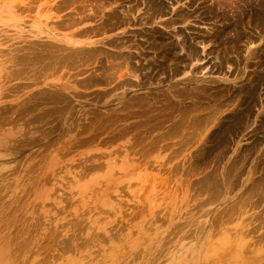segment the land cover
I'll use <instances>...</instances> for the list:
<instances>
[{"label":"rangeland","instance_id":"obj_1","mask_svg":"<svg viewBox=\"0 0 264 264\" xmlns=\"http://www.w3.org/2000/svg\"><path fill=\"white\" fill-rule=\"evenodd\" d=\"M75 1L13 0L12 10L0 9V52L3 54L0 58L9 55V61L5 58L1 60L5 63L0 64L4 79V82L0 80L2 261L6 264H230V261L231 264H264V248L260 250L264 246V235L260 236L264 234L260 231L264 230V0H234L237 3L225 0V4L224 0H221L223 3L220 0H102V5L101 0L100 5L98 0H83L95 7L91 18H81L90 14L88 4ZM6 2L8 0H0V6ZM58 3L60 6L56 7ZM98 5L103 8L100 12ZM126 8L130 13L133 11L132 15ZM49 12L56 16L52 21L45 20ZM76 13L81 19L77 24L73 22V26L66 24L67 19L65 23L57 20ZM42 20L54 24L56 27L51 25L52 30L58 35L71 32L73 38L83 39L87 35L81 36L80 30L98 28L94 30L97 35L88 37L99 39L109 34L110 37L105 41L103 38L96 46L83 45L87 52L76 50V55L75 50L71 51L69 46H65V50L63 42L53 41L46 34L38 38L32 36L31 31H36L32 26L38 22L42 27ZM17 31L21 32L20 37ZM196 41L198 43H194ZM10 49H15L16 53L12 50L10 54ZM123 56L127 58L119 61ZM60 57H64L63 60ZM104 59L108 60L107 66ZM112 59L119 62L114 65ZM20 60L28 66L24 67ZM109 62L118 69L114 70ZM14 63L19 64V68ZM78 63L81 64L78 66ZM30 65L36 68L33 70ZM39 66L41 69L36 70ZM103 68L121 70L119 73L111 71L112 74L107 71L108 74ZM22 69L26 70L25 74ZM49 69L51 76H48ZM16 73L22 75L21 79ZM134 74L137 80L131 78ZM194 121L195 127L191 126ZM191 130L195 135L189 132ZM206 183L209 184L206 186ZM243 202L245 206L241 205ZM228 210L234 214V219H229ZM242 217L249 221L241 220ZM258 222L259 229L255 228ZM243 223H248L243 230L253 228L255 231L251 229L253 233L244 236L243 247L248 245L251 250L244 247L245 254L242 251L239 255L233 236ZM229 243L234 248H228ZM252 244H259V248ZM245 250L251 251V258L248 256V259ZM218 251L220 255L223 253L225 261Z\"/></svg>","mask_w":264,"mask_h":264},{"label":"bare ground","instance_id":"obj_2","mask_svg":"<svg viewBox=\"0 0 264 264\" xmlns=\"http://www.w3.org/2000/svg\"><path fill=\"white\" fill-rule=\"evenodd\" d=\"M12 1H13V0H8V2L3 3V4L0 6V7H1L0 9L2 10L3 8H5V9H4L5 12H7V11H9V10H12V7H13V5H12V4H13ZM21 1H22V0H21ZM62 1H63V0H62ZM68 1H70V0H68ZM76 1H77V0H76ZM76 1H75V3H76ZM80 1H81V0H80ZM112 1H113V0H112ZM117 1H118V0H117ZM117 1H115V2H117ZM144 1H145V0H144ZM217 1H219V0H217ZM220 1H221V0H220ZM220 1H219V2H220ZM58 2H59V1H58ZM72 2H73V0H72ZM77 2H78V1H77ZM82 2H86V1H83V0H82ZM82 2H80V3H82ZM87 2H88V1H87ZM87 2H86V3H87ZM91 2H92V1H91ZM91 2H90V3H91ZM93 2H94V1H93ZM96 2H97V1H96ZM96 2H95V3H96ZM101 2H102V0L100 1V3H101ZM105 2H106V1H105ZM133 2H134V1H133ZM141 2H142V1H141ZM221 2H222V1H221ZM233 2L235 3L236 1L233 0ZM25 3H26V2H25ZM73 3H74V2H73ZM80 3H79V4H80ZM95 3H94L93 5H95ZM98 3H99V0H98ZM100 3H99V5H100ZM109 3H111V2L109 1ZM148 3H149V2H148ZM222 3H223V2H222ZM236 3H237V2H236ZM59 4H60V3H58V4L56 5V7H59V6H60ZM61 4H62V3H61ZM63 4H64V3H63ZM66 4H67V3H66ZM82 4H83V3H82ZM82 4H80V5H82ZM87 4H88V5H86V6H87V7L89 6V7L87 8V9L89 10L88 12H90V14H88L87 16L83 15L82 17H81V16L76 17V16H77V13H76L75 15H73V17L75 16L76 18H73L72 16H70V17L67 16V18H66V17L64 18L65 20H62V18L59 16L60 18L57 19V20H59L60 22L65 23V22H66V19H67L68 22H67L66 24H70L71 26H73V24H72L73 22L77 24V21H78L79 19L83 18V17L91 18V17H92V14H91V13H92L93 10H94V9H93L94 6H92V4H89V3H87ZM103 4H104V3H103ZM107 4H108V2H107ZM107 4H106V5H107ZM204 4H207V3H204ZM224 4H225V0H224ZM240 4H241V3H240ZM254 4H255V3H254ZM14 5H15V4H14ZM17 5H18V4H17ZM17 5H16V6H17ZM74 5H75V4H74ZM74 5H73V6H74ZM99 5H98V6H99ZM101 5H102V3H101ZM115 5H117V3H116ZM19 6H20V5H19ZM64 6H65V5H64ZM86 6H84V7H86ZM98 6H96V7L98 8ZM128 6H129V5H128ZM149 6H150V4H149ZM203 6H204V5H203ZM231 6H232V5H231ZM253 6H254V5H253ZM74 7H75V6H74ZM77 7H78V6H77ZM81 7H82V6H81ZM99 7H100V6H99ZM233 7H234V6H233ZM256 7L258 8L259 6H256ZM24 8H25V6H24ZM34 8H35V7H34ZM67 8H68V7H67ZM69 8H70V6H69ZM71 8H72V6H71ZM82 8H83V7H82ZM82 8H81V9H82ZM94 8H95V7H94ZM97 8H96V10H97ZM110 8H111V7H110ZM116 8H117V7H116ZM128 8H129V7H128ZM135 8H136V7H135ZM135 8H134V9H135ZM204 8H205V7H204ZM204 8H203V9H204ZM250 8H251V7H250ZM17 9H18V8H17ZM50 9H51V8H50ZM75 9H76V8H75ZM75 9H74V10H75ZM98 9H99V12H100V9L103 10L102 6H101L100 8H98ZM122 9H123V8H121V11H124V10H122ZM164 9H165V7H164ZM243 9H244V8H243ZM248 9H249V8H248ZM96 10H95V11H96ZM106 10H107V9H106ZM106 10H105V11H106ZM118 10H119V9H118ZM127 10H128V9L126 8V11H127ZM222 10H223V8H222ZM75 11H77V10H75ZM85 11H86V10H85ZM85 11H84V12H85ZM128 11H129V10H128ZM128 11H127V12H128ZM145 11H146V10H145ZM158 11H159V10H158ZM230 11H231V9H230ZM230 11H229V13L232 12V11H231V12H230ZM233 11H235V10H233ZM236 11H237V13L240 12V11H238L237 9H236ZM99 12H98V13H99ZM103 12H104V11H103ZM103 12H102V13H103ZM118 12H119V11H118ZM127 12H125V13H127ZM132 12H133V11H132ZM132 12H131V13L128 12V13H129L130 15H132ZM159 12H160V11H159ZM221 12H222V11H221ZM221 12H220V13H221ZM227 12H228V10H227ZM227 12H226V13H227ZM104 13H105V12H104ZM106 13H108V12H106ZM122 13H123V12H122ZM149 13H150V12H149ZM153 13H154V12H153ZM202 13H203V12H202ZM224 13H225V12H224ZM234 13H235V12H234ZM249 13H250V12H249ZM263 13H264V12H263ZM50 14H51V13L49 12V14H47V15L45 16V20H47L48 18H50L51 21H52L51 18L55 19L56 16H55L54 14H52V15H50ZM79 14H80V13H79ZM79 14H78V15H79ZM85 14H86V13H85ZM114 14H115V13H114ZM123 14H124V13H123ZM147 14H148V13H147ZM150 14H151V13H150ZM207 14H208V13H207ZM221 14H222V13H221ZM235 14H236V13H235ZM66 15H67V14H66ZM68 15H69V14H68ZM93 15H94V14H93ZM125 15L128 16L127 14H125ZM182 15H183V14H182ZM208 15L210 16L211 14H208ZM224 15H225V14H224ZM226 15H227V14H226ZM230 15H231V14H230ZM232 15H233V14H232ZM0 16H1V15H0ZM2 16H3V15H2ZM123 16H124V15H123ZM149 16H151V15H149ZM153 16H154V15H153ZM156 16H158V15H156ZM176 16H177V15H176ZM263 16H264V15H263ZM5 17H6V15H5ZM80 17H81V18H80ZM99 17H100V15H99ZM124 17H125V16H124ZM177 17H178V16H177ZM183 17H184V16H183ZM189 17H190V16H189ZM6 18H7V17H6ZM77 18H78V19H77ZM104 18H105V16H104ZM145 18H147V17H145ZM152 18H153V17H152ZM178 18H180V17H178ZM206 18H207V17H206ZM216 18H217V17H216ZM226 18H227V16H226ZM237 18H238V17H237ZM249 18H251V17H249ZM43 19H44V18H43ZM150 19H151V18H150ZM182 19H183V18H182ZM101 20H103V19H101ZM105 20H106V19H105ZM107 20H108V18H107ZM110 20H112V19H110ZM124 20H125V19H124ZM126 20H127V19H126ZM128 20H129V19H128ZM128 20H127V21H128ZM170 20H171V19H170ZM180 20H181V19H180ZM205 20H206V19H205ZM209 20H210V19H209ZM240 20H241V19H240ZM255 20H256V19H255ZM42 21H43V26H42V27H44V28H42V27L39 26L40 23H38V22L35 23L32 27L36 28V31H31V32H34V33L32 34V36H35V37L38 38L40 34H46V35H47L49 38H51L53 41L55 40V41H57V42H63L65 45L62 46V47L69 46V49H71V51H72V50H75V51H76V50H77V51H78V50H81V51L83 50V51H85V50H84L85 48L83 49V47H82L83 45H86V46H88V45H89V46H96V45H98L100 42H102V39L104 38V37H103V38H99V39H92V36L88 37L89 34H91V35L94 34V30H95L96 28H94L93 30H92V29H90V30H88V29H84L85 31H81V30H80L79 32H80V35H81V36H83V35H87L86 38H83V39H82V38H78V39H77V38H73V35L71 34V32H69V34H71V35H69V34H67V33H66V34H63V35H58L59 33L56 32V33H57V34H56L55 32H53V30H52V29H53V26H51V25H54V24H52L51 21H49V22L51 23V25H50L49 23H47V21H45V22H44V20H42ZM85 21H86V20H85ZM93 21H94V20H93ZM112 21H113V20H112ZM142 21H143V20H142ZM182 21H183V20H182ZM214 21H215V20H214ZM218 21H219V20H218ZM222 21H224V20H222ZM222 21H220V22H222ZM226 21H227V20H226ZM232 21H234V19H232ZM242 21H243V20H242ZM242 21H241V22H242ZM256 21H257V20H256ZM53 22H54V23H57V22H55L54 20H53ZM114 22H115V20H114ZM168 22H169V20H168ZM228 22H229V21H228ZM244 22H245V21H244ZM99 23H100V22H99ZM99 23H98V24H99ZM101 23H102V22H101ZM116 23H117V22H115L114 24H116ZM129 23H130V22H129ZM143 23H144V21H143ZM147 23H148V22H147ZM226 23H227V22H226ZM233 23H234V22H233ZM242 23H243V22H242ZM253 23H254V22H253ZM256 23H259V22H255L254 24L256 25ZM48 24H49L50 26H48ZM60 24H61V23H60ZM66 24H62V25L65 26ZM110 24H111V23H110ZM171 24H172V23H171ZM229 24H230V23H229ZM234 24H235V23H234ZM56 25H59V24L57 23ZM74 25H75V24H74ZM116 25H118V24H116ZM121 25H122V24H121ZM231 25H233V24H231ZM240 25H241V24H240ZM263 25H264V24H263ZM16 26H17V25H16ZM60 26H61V25H60ZM68 26H69V25H68ZM71 26H70V27H71ZM100 26H102V24H101ZM109 26H110V25H109ZM30 27H31V26H30ZM54 27H56V26L54 25ZM66 27H67V25H66ZM97 27H98V26H97ZM102 27H103V26H102ZM112 27H113V26H112ZM168 27H169V25H168ZM234 27H235V26H234ZM257 27H258V26H257ZM63 28H64V27H63ZM63 28H62V29H63ZM108 28H110V27H108ZM117 28H118V27H117ZM117 28H116V29H117ZM232 28H233V27H232ZM241 28H242V27H241ZM30 29H31V28H30ZM97 29H98V28H97ZM97 29H96V30H97ZM230 29H231V28H230ZM2 30H3V29H2ZM33 30H35V29H33ZM103 30H104V29H103ZM103 30H102V31H103ZM112 30H113V29H112ZM105 31H106V30H105ZM228 31H229V30H228ZM236 31H237V30H236ZM238 31H239V30H238ZM96 32H97V31H96ZM173 32H176V30L173 31ZM226 32H227V31H226ZM233 32H235V31H233ZM239 32H240V31H239ZM16 33H17V36H18V37L21 36V32L19 33V32L17 31ZM103 33H104V31H103ZM209 33H210V32H209ZM243 33H244V32H243ZM99 34H101V33H99ZM175 34H176V33H175ZM178 34H179V33H178ZM181 34H182V33H181ZM227 34H228V33H227ZM230 34H231V33H230ZM232 34H235V33H232ZM246 34H247V33H246ZM78 35H79V34H78ZM80 35H79V36H80ZM94 35H97V34L95 33ZM104 35H105V34H104ZM238 35H239V34H238ZM29 36H30V35H29ZM43 36H45V35H41L40 37H43ZM47 36H46V37H47ZM235 36H236V34H235ZM106 37L109 38V37H110V34H109V36H106ZM106 37H105V38H106ZM173 37H174V36H173ZM188 37H189V36H188ZM192 37H193V36H192ZM192 37H191V38H192ZM105 38L103 39L104 41H105ZM153 38H154V37H153ZM160 38H161V37H160ZM169 38H170V37H169ZM177 38H178V36H177ZM194 38H195V37H194ZM220 38H222V37H220ZM233 38H234V37H233ZM260 38H261V37H260ZM170 39H171V38H170ZM197 39H198V38H197ZM213 39H215V38L213 37ZM213 39H212V40H213ZM246 39H247V38H246ZM9 40H10V39H9ZM17 40H19V38L16 39V41H17ZM32 40H33V39H32ZM42 40H43V39H42ZM106 40H107V39H106ZM111 40H112V38H111ZM164 40H165V39H164ZM199 40H202V39L200 38ZM208 40H209V39H208ZM261 40H262V39H261ZM24 41H25V40H24ZM24 41H22V43H23ZM27 41H28V40H27ZM27 41H26V42H27ZM34 41H36V39H34ZM34 41H33V42H34ZM45 41H46V40H45ZM48 41H50V40L48 39ZM48 41H47V42H48ZM121 41H122V40H121ZM129 41H130V40H129ZM129 41H128V42H129ZM155 41H156V40H155ZM178 41H179V40H178ZM221 41H222V40H221ZM224 41H225V40H224ZM229 41H230V40H229ZM235 41H236V40H234V42H235ZM243 41H244V40H243ZM246 41H247V40H246ZM249 41H250V39H249ZM251 41H252V40H251ZM251 41H250V43H251ZM1 42H2V41H1ZM28 42H29V41H28ZM36 42H37V41H36ZM38 42H40V41H38ZM41 42H42V41H41ZM47 42H45V43H47ZM51 42H52V41H51ZM117 42H118V41H117ZM128 42H127V43H128ZM130 42H133V41H130ZM151 42H152V41H151ZM157 42H158V41H157ZM203 42H204V41H203ZM205 42H206V40H205ZM213 42H214V41H213ZM42 43H44V41H43ZM53 43H55V42H53ZM53 43H52V44H53ZM63 43H62V45H63ZM103 43H104V42H103ZM109 43H110V41H109ZM191 43H192V42H191ZM194 43H198V42L196 41V42H194ZM235 43L237 44V42H235ZM245 43H246V42H245ZM36 44H37V43H36ZM40 44H41V43H40ZM55 44H56V43H55ZM59 44H60V43H59ZM100 44H101V43H100ZM128 44H129V43H128ZM132 44H133V43H132ZM136 44H137V43H136ZM136 44H133V45H136ZM50 45H51V44H50ZM50 45H49V46H50ZM53 45H54V44H53ZM104 45H106V44L104 43ZM114 45H115V44H114ZM125 45H127V44H125ZM125 45H124V46H125ZM137 45H139V44H137ZM137 45H136V46H137ZM222 45H224V44H222ZM225 45H226V44H225ZM231 45H232V44H231ZM249 45H250V44H249ZM18 46H20V45H18ZM18 46H16V48H17ZM38 46H39V45H38ZM44 46H45V44H44ZM89 46H88V47H89ZM106 46H107V45H106ZM120 46H121V43H120ZM129 46H130V45H128V47H129ZM159 46H160V45H159ZM233 46H234V45H233ZM20 47H21V46H20ZM20 47H19V49H18V48H17V49L20 50V49H21ZM40 47H41V46H40ZM46 47H47V45H46ZM103 47H104V46H103ZM117 47H118V46H117ZM117 47H116V48H117ZM125 47H126V46H125ZM130 47H131V46H130ZM218 47H219V46H218ZM228 47L230 48V46H228ZM43 48H44V47H43ZM59 48H61V47H59ZM139 48H140V47H139ZM151 48H152V47H151ZM151 48H150V49H151ZM160 48H161V46H160ZM188 48H189V46H188ZM231 48H232V46H231ZM55 49H56V48H55ZM62 49H63V48H62ZM64 49L66 50V47H65ZM120 49L122 50L123 48H120ZM124 49H125V48H124ZM124 49H123V50H124ZM127 49H128V48H127ZM140 49H141V48H140ZM140 49H139V50H140ZM181 49H182V48H181ZM190 49H191V48H190ZM192 49H193V48H192ZM234 49H235V47H234ZM262 49H263V48H262ZM10 50H11V49H10ZM12 50H13V49H12ZM12 50H11L10 54L12 53ZM14 50H15V49H14ZM14 50H13V51H14ZM18 50H16V51H17V53L20 54V52H18ZM60 50H61V49H59V51H60ZM65 50H64V51H65ZM102 50H103V49H102ZM117 50H118V49H117ZM117 50H116V51H117ZM125 50H126V49H125ZM129 50H130V49H128V51H129ZM187 50H188V49H187ZM21 51H22V50H21ZM57 51H58V50H57ZM57 51H56V52H57ZM59 51H58L57 53H59ZM62 51H63V50H62ZM62 51H61V52H62ZM64 51L62 52L63 54H64ZM67 51H69V50H67ZM67 51H66V52H67ZM77 51L75 52V54L78 53ZM157 51H158V50H157ZM167 51H168V50H167ZM184 51H185V50H184ZM194 51H195V50H194ZM194 51H193V53H194ZM218 51H219V50H218ZM14 52H15V51H14ZM23 52H24V50L22 51V53H23ZM56 52H55V53H56ZM79 52H80V51H79ZM85 52H87V51H85ZM111 52H112V51H111ZM118 52H119V51H118ZM130 52H131V51H130ZM164 52H165V51H164ZM186 52H187V51H186ZM253 52H254V51H253ZM253 52H251V54H252ZM259 52H260V51H259ZM15 53H16V52H15ZM45 53H46V52H45ZM53 53H54V52H53ZM73 53H74V52H73ZM116 53H117V52H116ZM155 53H156V52H155ZM158 53H159V52H158ZM162 53H163V52H162ZM173 53H174V52H173ZM12 54H13V53H12ZM24 54H25V53H24ZM105 54L108 55V53H105ZM112 54H114V52H113ZM130 54H131V53H130ZM194 54H195V53H194ZM224 54H225V53H224ZM0 55H1V52H0ZM14 55H15V54H14ZM14 55H13V56H14ZM20 55H21V54H20ZM20 55H19V56H20ZM22 55H23V54H22ZM54 55H55V54H54ZM61 55H62V54H61ZM76 55H77V54H76ZM99 55H100V54H99ZM115 55H116V54H115ZM115 55H114V56H115ZM119 55H120V54H119ZM119 55H118V56H119ZM190 55H191V54H190ZM197 55H198V54H197ZM2 56H3V54L1 55V57H2ZM7 56H9V55H7ZM7 56H6V57H3V59L6 58L5 61L7 60V58H8L7 61H9V57H7ZM15 56H16V55H15ZM26 56H27V55H26ZM57 56L59 57V55H57ZM63 56H64V55H63ZM80 56H81V55H80ZM105 56H106V55H105ZM118 56H117V57H118ZM129 56H130V55H129ZM142 56H143V55H142ZM170 56H171V55H170ZM183 56H184V55H183ZM183 56H182V57H183ZM198 56H199V55H198ZM252 56H253V55H252ZM11 57H12V56H11ZM11 57H10V60H12ZM68 57H69V54H68ZM68 57H67L66 59H68ZM70 57H71V56H70ZM75 57H76V56H75ZM78 57H79V56H78ZM83 57H84V56H83ZM108 57H109V56H108ZM192 57H194V56H192ZM192 57H191L190 59H192ZM250 57H251V56H250ZM15 58H16V57H13V60H15ZM19 58H20V57H19ZM62 58H64V57H60V59H62ZM73 58H74V57H73ZM84 58H85V57H84ZM84 58H83V59H84ZM94 58H95V57H94ZM104 58L106 59V57H104ZM113 58H114V57H113ZM124 58H127V57L123 56V58H121L122 60H119V61L123 62ZM128 58H129V57H128ZM152 58H153V57H152ZM168 58H169V57H168ZM186 58H188V57H186ZM195 58H197V57H195ZM255 58H256V57H255ZM3 59L0 58V61L3 60ZM16 59H17V58H16ZM22 59H23V58H22ZM25 59H26V58H25ZM69 59H70V58H69ZM69 59H68V60H69ZM71 59H72V57H71ZM76 59H77V58H76ZM95 59H97V58H95ZM95 59H94V60H95ZM98 59H99V58H98ZM100 59H101V58H100ZM105 59H104V61H107V62H104V63H105V65L107 66L108 60H105ZM107 59H108V58H107ZM110 59H111V58H109V60H110ZM118 59H119V58H118ZM118 59H117V61H114L115 59H112L113 61H112V60H111V61L114 62L113 64L115 65V63L119 62ZM129 59H130V58H129ZM171 59H172V58H170V61H171ZM225 59H226V58H225ZM28 60H29V59H28ZM30 60H31V59H30ZM50 60H52V59H50ZM62 60H63V59H62ZM91 60H92V62L94 61L93 59H91ZM126 60H127V59H126ZM172 60H173V59H172ZM174 60H175V59H174ZM192 60H193V59H192ZM258 60H259V59H258ZM5 61H4V62L1 61L0 64L5 63ZM73 61H74V60H73ZM78 61H79V60H78ZM95 61H96V60H95ZM95 61H94V62H95ZM130 61H131V59H130ZM166 61H167V59H166ZM182 61H183V60H182ZM184 61H186V60H184ZM188 61H189V60H188ZM11 62L13 63V61H11ZM14 62H16V61H14ZM20 62H22V61L20 60ZM24 62H25V61H24ZM67 62H68V61H67ZM69 62H72V61H69ZM76 62H77V61H76ZM84 62H85V61H84ZM112 62H109L110 65H113V64H111ZM156 62H157V61H156ZM171 62H172V61H171ZM176 62H177V61H176ZM189 62H190V61H189ZM22 63H23V62H22ZM22 63H20V64H22ZM31 63H32V62H31ZM64 63H65V62H64ZM64 63H63V66H64ZM72 63H73V62H72ZM74 63H75V62H74ZM87 63H88V62H87ZM90 63H91V62H90ZM124 63H126V62L124 61ZM154 63H155V62H154ZM23 64H24V63H23ZM25 64L28 66L27 63H25ZM25 64H24V67H25ZM29 64H30V63H29ZM43 64H44V63H43ZM49 64H50V63H49ZM80 64H81V63H78V66H79ZM82 64H83V61H82ZM84 64L86 65V62H85ZM91 64H92L91 66H93V63H91ZM152 64H153V63H152ZM156 64H158V63H156ZM170 64H171V63H170ZM170 64H169V65H170ZM176 64H177V63H176ZM179 64H180V63H179ZM192 64H193V63H192ZM245 64H247V63H245ZM258 64H259V63H258ZM2 65H3V64H2ZM14 65H18V68H19V64H15V63H14ZM32 65H33V63H32ZM37 65H38V64H37ZM50 65H51V64H50ZM57 65H59V64H57ZM66 65H68V64H66ZM74 65H75V64H74ZM87 65H89V64H87ZM94 65H95V64H94ZM97 65H98V64H97ZM100 65H101V63H100ZM110 65H108V66L110 67ZM114 65H113L112 68H113L114 70H117L118 68H114V67H115ZM117 65H118V64H117ZM128 65H129V64H128ZM171 65H172V64H171ZM20 66H22V65H20ZM30 66H31V65H30ZM72 66H73V64H72ZM83 66H84V65H82V67H83ZM118 66H119V65H118ZM118 66H117V67H118ZM129 66H130V65H129ZM258 66H259V65H258ZM3 67H4V66H3ZM6 67H7V64H6ZM6 67H5V68H6ZM13 67H14V66H12V68H13ZM16 67H17V66H15V68H16ZM31 67H32V66H31ZM31 67H30V68H31ZM43 67H44V65H43ZM43 67H42V68H43ZM54 67H55V65H54ZM54 67H53V68H54ZM64 67H65V66H64ZM66 67H68V66H66ZM66 67H65V68H66ZM85 67H86V66H85ZM89 67H90V66H89ZM119 67H120V66H119ZM138 67H139V66H138ZM170 67H171V66H170ZM183 67H185V66H183ZM1 68H2V67H0V78H1V73H2V72H1ZM8 68H9L10 70L12 69L11 67H8ZM35 68H36V66L34 67V69H35ZM44 68H45V67H44ZM59 68H60V67H59ZM65 68H64V69H65ZM73 68H74V67H73ZM100 68H102V67H100ZM104 68H105V67H104ZM104 68H103V70H104ZM107 68H108V67H107ZM110 68H111V67H110ZM110 68H108V69H110ZM132 68H133V67H132ZM258 68H259V67H258ZM262 68H263V67H262ZM6 69H7V68H6ZM6 69H5V70H6ZM23 69H24V68H23ZM23 69H22V70H23ZM32 69H33V67H32ZM32 69H31V70H32ZM34 69H33V70H34ZM38 69H41L40 66H39V68L37 67L36 70H38ZM50 69H51V67H50ZM50 69H49L50 72H49V75H48V76H51L50 74H51V70H52V69H51V70H50ZM55 69H57V68L55 67ZM64 69H63V70H64ZM66 69H67V68H66ZM83 69H84V68H83ZM89 69H90V68H89ZM122 69H123V67H122ZM124 69H125V68H124ZM139 69H140V68H139ZM139 69H138V70H139ZM166 69H168V68L166 67ZM180 69H181V68H180ZM10 70H8V71H9V74H10ZM12 70H14V69H12ZM78 70H79V69H77V71H78ZM103 70H102V71H103ZM114 70H113V71H114ZM120 70H121V69L119 68V72H120ZM8 71H7V72H8ZM20 71H21V70H20ZM20 71H19V73H20ZM25 71H26V70H25ZM25 71L23 70L22 73H24ZM41 71H42L43 73H45V72H44V69L41 70ZM52 71H53V70H52ZM58 71H59V69H58ZM64 71H65V70H64ZM81 71H82V70H81ZM86 71H87V70H86ZM89 71H90V70H89ZM91 71H92V70H91ZM91 71H90V72H91ZM107 71H109L111 74H112V72H113L112 70H111L112 72H111L110 70H106V71L104 70V73L107 72ZM128 71H129V70H128ZM130 71H132V70H130ZM133 71H134V70H133ZM163 71H164V70H163ZM169 71H170V70H169ZM263 71H264V70H263ZM3 72H5V71H3ZM7 72H6V73H7ZM30 72H31V71H30ZM30 72H28V73L30 74ZM42 72H41V73H42ZM54 72H55V70H54ZM54 72H53V73H54ZM82 72H83V71H82ZM92 72H93V71H92ZM94 72H95V71H94ZM100 72H101V71H100ZM115 72L119 73L118 71H114V73H115ZM6 73H5V75H6ZM28 73H26V75H27ZM33 73H34V71H33ZM35 73H36V72H35ZM35 73H34V75L36 76ZM37 73H39V72H37ZM43 73H42V75H43ZM53 73H52V74H53ZM62 73H63V72H62ZM64 73H65V72H64ZM80 73H81V72H80ZM83 73H84V72H83ZM88 73H89V72H88ZM101 73H102V72H101ZM107 73H108V72H107ZM110 73H108V74H110ZM117 73H116L115 75H117ZM122 73H123V71H122ZM124 73L126 74V71H125ZM127 73H128V72H127ZM136 73H137V72H136ZM136 73H135V74H136ZM142 73H143V72H142ZM152 73H153V72H152ZM154 73H155V72H154ZM162 73H163V72H162ZM162 73H161V74H162ZM173 73H174V72H173ZM3 74H4V73H3ZM16 74H17V73H16ZM24 74H25V73H24ZM24 74H23V75H24ZM54 74H55V73H54ZM90 74H91V73H89V75H90ZM129 74H130V73H129ZM129 74H126V75L129 76ZM135 74H134V76L132 75L133 77H132L131 75H130V76H131V78H134V80H137V79H135ZM159 74H160V73H159ZM176 74H177V73H176ZM254 74H255V72H254ZM13 75H14V74H13ZM17 75H18V74H17ZM17 75H16V76H17ZM31 75H32V73H31ZM38 75H39V74H38ZM38 75H37V76H38ZM42 75H40V78L42 77ZM78 75H80V74H78ZM86 75H87V74H86ZM137 75H138V73H137ZM137 75H136V76H137ZM155 75H156V74H155ZM157 75H158V74H157ZM168 75H169V73H168ZM174 75H175V74H174ZM11 76H12V75H11ZM11 76H10V77H11ZM16 76L14 75V78H15ZM20 76H22V75H20ZM20 76L18 75V78H20ZM44 76H45V75H44ZM44 76H43V77H44ZM46 76H47V75H46ZM94 76H95V74H94ZM99 76H101V75H99ZM102 76H103V75H102ZM112 76H114V74H113ZM123 76H124V75H123ZM139 76H140V75H139ZM139 76H138V77H139ZM147 76H148V75H147ZM164 76H165V75H164ZM27 77H28V75H27ZM29 77H32V76H29ZM70 77H71V76H70ZM79 77H80V76H79ZM82 77H84V75L81 76V78H82ZM89 77H90V76H89ZM107 77H108V76H107ZM107 77H106V78H107ZM118 77H119V75H118ZM16 78H17V77H16ZM102 78H103V77H102ZM119 78H120V80H122L121 77H119ZM148 78H149V77H148ZM191 78H192V77H191ZM248 78H249V77H248ZM2 79H3V78H1L0 80H2ZM6 79H7V78H6ZM6 79H5V81H6ZM9 79H10V78H9ZM20 79H21V78H20ZM23 79H24V78H23ZM35 79H38V77L35 78ZM41 79H43V78H41ZM56 79H57V78H56ZM61 79H62V78H61ZM64 79H65V78H64ZM66 79H67V78H66ZM72 79H73V77H72ZM75 79H76V78H75ZM75 79H73V80H75ZM79 79H80V78H79ZM84 79H85V78H84ZM103 79H105V78H103ZM113 79H115V78H113ZM158 79H159V78H158ZM3 80H4V79H3ZM3 80H2V81H3ZM31 80H32V79H31ZM85 80H86V79H85ZM108 80H109V79H108ZM117 80H118V78H117ZM117 80H116V82H117ZM138 80H139V79H138ZM155 80L157 81V78H156ZM160 80H161V79H160ZM160 80H159V81H160ZM164 80H165V79H164ZM170 80H171V79H170ZM7 81H8V80H7ZM35 81H36V80H35ZM76 81H77V80H76ZM82 81H83V80H82ZM104 81H105V80H104ZM110 81H111V80H110ZM124 81H125V80H124ZM150 81L152 82V80H150ZM248 81H249V80H248ZM0 82H1V81H0ZM3 82H4V81H3ZM51 82H52V81H51ZM59 82H60V81H59ZM71 82H72V81H71ZM73 82H75V81H73ZM83 82H84V81H83ZM121 82H122V81H121ZM160 82H161V81H160ZM168 82H169V81H168ZM246 82H247V80H246ZM253 82H254V81H253ZM263 82H264V81H263ZM48 83H49V82H48ZM60 83H61V82H60ZM107 83H108V82H107ZM126 83H127V82H126ZM70 84H72V83H70ZM75 84H76V83H75ZM83 84H84V83H83ZM100 84H101V83H100ZM102 84H104V83H102ZM108 84H109V83H108ZM114 84H115V83H114ZM124 84H125V83H124ZM146 84H147V83H146ZM48 85H49V84H48ZM93 85H94V84H93ZM95 85H96V84H95ZM129 85H130V84H129ZM131 85H132V84H131ZM168 85H169V84H168ZM46 86H47V85H46ZM71 86H73V85H71ZM71 86H70V87H71ZM114 86H115V85H114ZM142 86H145V85H142ZM170 86H171V85H170ZM239 86H240V85H239ZM43 87H45V86H43ZM74 87H75V86H74ZM74 87H73V88H74ZM80 87H81V86H80ZM126 87H127V84H126ZM168 87H169V86H168ZM178 87H179V86H178ZM190 87H191V86H190ZM45 88H46V87H45ZM81 88H82V87H81ZM85 88H87V87H85ZM123 88H124V87H123ZM131 88H132V87H131ZM176 88H177V87H176ZM66 89H67V88H66ZM69 89H70V88H69ZM147 89H148V88H147ZM153 89H154V88H153ZM168 89H169V88H168ZM171 89H172V88L170 87L169 90H171ZM246 89H247V88H246ZM43 90H44V89H43ZM74 90H75V89H74ZM226 90H227V89H226ZM235 90H236V89H235ZM164 91H165V90H164ZM194 91H195V90H194ZM242 91H243V90H242ZM246 91H247V90H246ZM106 92H107V91H106ZM165 92H166V91H165ZM179 92H180V91H179ZM200 92H201V91H200ZM206 92H207V91H206ZM215 92H216V91H215ZM161 93H162V92H161ZM167 93H168V92H167ZM177 93H178V92H177ZM208 93H209V91H208ZM71 94H72V93H71ZM106 94H107V93H106ZM220 94H221V93H220ZM144 95H145V94H144ZM151 95H152V93H151ZM168 95H169V94H168ZM188 95H189V94H188ZM243 95H244V94H243ZM256 95H257V94H256ZM79 96H80V95H79ZM210 96H211V95H210ZM238 96H239V95H238ZM238 96H237V97H238ZM149 97H150V96H149ZM161 97H162V96H161ZM166 97H167V96H166ZM181 97H183V96H181ZM188 97H189V96H188ZM237 97H235V98H237ZM255 97H256V96H255ZM15 98H16V97H15ZM96 98H97V97H96ZM96 98H95V99H96ZM121 98H122V96H121ZM156 98H157V97H156ZM194 98H195V97H194ZM212 98H213V97H212ZM17 99H18V98H17ZM72 99H73V97H72ZM76 99H77V98H76ZM95 99H94V100H95ZM190 99H191V98H190ZM40 100H41V99H40ZM78 100H79V99H78ZM121 100H122V99H121ZM175 100H176V99H175ZM188 100H189V99H188ZM200 100H201V99H200ZM74 101H75V100H74ZM162 101H163V100H162ZM173 101H174V100H173ZM190 101H191V100H190ZM194 101H195V100H194ZM225 101H226V100H225ZM229 101H230V100H229ZM229 101H227L228 104H229ZM231 101H232V100H231ZM231 101H230V102H231ZM235 101H236V100H235ZM75 102H76V101H75ZM149 102H150V100H149ZM164 102H166V101H164ZM178 102H179V101H178ZM178 102H177V103H178ZM196 102H197V101H196ZM206 102H207V101H206ZM252 102H253V101H252ZM95 103H96V101H95ZM161 103H162V102H161ZM167 103H168V102H167ZM231 103H232V102H231ZM71 104H72V103H71ZM149 104H150V103H149ZM151 104H152V103H151ZM169 104H170V103H169ZM208 104H209V103H208ZM213 104H214V103H213ZM232 104H233V103H232ZM251 104H252V103H251ZM47 105H48V104H47ZM156 105H157V104H156ZM177 105H178V104H177ZM214 105H215V104H214ZM219 105H220V104H219ZM135 106H136V105H135ZM208 106H209V105H208ZM210 106H211V105H210ZM42 107H43V106H42ZM133 107H134V106H133ZM133 107H131V108H133ZM151 107H152V106H151ZM153 107H154V106H153ZM155 107H156V106H155ZM203 107H204V106H203ZM212 107H213V106H212ZM216 107H217V106H215V108H216ZM226 107H227V106H226ZM40 108H41V107H40ZM67 108H68V107H67ZM69 108H70V107H69ZM127 108H128V107H127ZM171 108H172V107H171ZM199 108H200V107H199ZM201 108H202V107H201ZM215 108H214V109H215ZM38 109H39V108H38ZM151 109H152V108H151ZM168 109H169V108H168ZM203 109H204V108H203ZM69 110H70V109H69ZM131 110H132V109H131ZM181 110H182V109H181ZM189 110H190V109H189ZM199 110H200V109H199ZM208 110H209V109H208ZM121 111H122V110H121ZM196 111H198V110H196ZM204 111H205V110H204ZM219 111H221V110H219ZM31 112H32V111H31ZM33 112H34V111H33ZM66 112H67V111H66ZM114 112H115V110H114ZM116 112H117V111H116ZM118 112H119V110H118ZM209 112H210V111H209ZM212 112H213V111H212ZM94 113H95V112H94ZM108 113H109V111H108ZM151 113H152V111H151ZM151 113H149V114H151ZM173 113H174V112H173ZM173 113H172V115H173ZM175 113H177V111H176ZM187 113H188V112H187ZM191 113H193V110H192ZM191 113H189V114L191 115ZM198 113H199V112H198ZM213 113H215V112H213ZM216 113H217V112H216ZM8 114H9V113H8ZM65 114H66V113H65ZM65 114H64V115H65ZM68 114H69V113H68ZM116 114H118V113H116ZM194 114H196V113H194ZM209 114H210V113H209ZM209 114H206V115H207V118H208V115H209ZM29 115H30V114H29ZM31 115H32V114H31ZM104 115H105V114H104ZM177 115H178V114H177ZM187 115H188V114H187ZM190 115H189V117H190ZM65 116H66V115H65ZM95 116H96V115H95ZM173 116H174V115H173ZM193 116H194V115H193ZM195 116H196V115H195ZM210 116H211V115H210ZM210 116H209V117H210ZM214 116H215V114H213V117H214ZM96 117H97V116H96ZM100 117H101V116H100ZM148 117H149V116H148ZM178 117H179V116H178ZM191 117H192V115H191ZM203 117L205 118V116H203ZM213 117H212V118H213ZM217 117H219V116H217ZM53 118H54V117H53ZM56 118H57V117H56ZM62 118H63V117H62ZM106 118H107V117H106ZM182 118H183V117H182ZM186 118H187V117H186ZM207 118H206V119H207ZM212 118H210V119H212ZM25 119H26V118H25ZM139 119H141V118H139ZM183 119H184V118H183ZM197 119H198V117H197ZM215 119H216V118H215ZM5 120H6V119H5ZM110 120H111V119H110ZM110 120H109V121H110ZM134 120H136V119H134ZM156 120H157V119H156ZM158 120H160V119L158 118ZM192 120H193V118H192ZM198 120H199V119H198ZM198 120H196V121H198ZM201 120H204V119H201ZM207 120H208V119H207ZM217 120H218V118H217ZM176 121H177V120H176ZM186 121H187V119H186ZM189 121H190V120H189ZM15 122H16V121H15ZM22 122H23V121H22ZM26 122H27V121H26ZM38 122H39V121H38ZM105 122H106V121H105ZM105 122H104V123H105ZM128 122H129V121H128ZM151 122H152V121H150V123H151ZM168 122H169V121H168ZM168 122H167V123H168ZM173 122H174V121H173ZM184 122H185V121H184ZM191 122H192V121H191ZM198 122H200V121H198ZM205 122H206V120H205ZM209 122H211V120H210ZM231 122H232V121H231ZM231 122H230V123H231ZM110 123H111V122H110ZM121 123H123V122H121ZM160 123H161V122H160ZM164 123H165V122H164ZM167 123H166L165 125H167ZM187 123H188V121H187ZM200 123H201V122H200ZM206 123H207V122H206ZM94 124H96V123H94ZM112 124H113V123H112ZM125 124H126V123H125ZM127 124H128V123H127ZM180 124H181V123H180ZM202 124H203V123H202ZM48 125H49V124H48ZM60 125H62V124H60ZM145 125H146V124H145ZM185 125H186V124H185ZM190 125H191V124H190ZM203 125H204V124H203ZM206 125H207V124H206ZM214 125H215V124H214ZM22 126H23V125H22ZM34 126H35V125H34ZM167 126H169V125H167ZM167 126H166V127H167ZM181 126H182V124H181ZM181 126H180V127H181ZM183 126H184V125H183ZM183 126H182V127H183ZM191 126H194V127H195V121H194V124L191 125ZM30 127H31V126H30ZM87 127H88V126H87ZM180 127H178V128H180ZM194 127H193V128H194ZM196 127H197V126H196ZM203 127H204V126H203ZM42 128H43V127H42ZM141 128H142V127H141ZM160 128H161V127H160ZM160 128H159V129H160ZM187 128H188V126H187ZM190 128H191V127H190ZM193 128H191V129H193ZM199 128H201V127H199ZM130 129H131V128H130ZM161 129H162V128H161ZM196 129H197V128H196ZM136 130H137V129H136ZM197 130H199V129H197ZM197 130H196V131H197ZM157 131H158V130H157ZM175 131H176V130H175ZM194 131H195V129H194ZM154 132H155V130H154ZM161 132H162V131H161ZM161 132H160V134H161ZM173 132H174V131H173ZM189 132L192 133L193 130H191V131H189ZM157 133H159V132H157ZM166 133H167V132H166ZM130 134H131V133H130ZM142 134H145V133L143 132ZM146 134H147V133H146ZM153 134H154V133H153ZM160 134H159V135H160ZM175 134H176V133H175ZM175 134H174V135H175ZM192 134L195 135V133H192ZM199 134H200V133H199ZM159 135H158V136H159ZM162 135H163V134H162ZM168 135L170 136V134H168ZM179 135H180V134H179ZM194 135H193V137H195ZM166 136H167V135H166ZM171 136H172V135H171ZM183 136H185V135H183ZM39 137H40V136H39ZM56 137H57V136H56ZM155 137H156V136H155ZM197 137H198V136H197ZM161 138H162V137H161ZM144 139H145V138H144ZM144 139H143V140H144ZM158 139H159V138H158ZM182 139H183V138H182ZM184 139H185V138H184ZM189 139H190V138H189ZM161 140H162V139H161ZM194 140H195V139H194ZM140 142H141V141H140ZM187 142H188V141H187ZM186 145H187V144H186ZM137 147H138V146H137ZM155 147H156V146H155ZM155 147H154V148H155ZM152 150H153V149H152ZM154 150H155V149H154ZM212 151H213V150H212ZM174 152H175V151H174ZM174 152H173V154H174ZM220 152H221V151H220ZM171 153H172V152H171ZM237 153H238V152H237ZM177 154H178V153H177ZM133 159H134V158H133ZM240 160H241V159H240ZM237 161H238V160H237ZM237 161H236V162H237ZM255 162H256V161H255ZM252 164H253V163H252ZM229 167H230V166H229ZM229 167H227V168H229ZM230 168H231V167H230ZM250 170H252V169H250ZM253 170H254V168H253ZM217 172H218V171H217ZM194 174H195V173H194ZM221 174H222V173H221ZM208 175H209V174H208ZM212 175H214V174H212ZM218 175H219V174H218ZM218 175H217V178L219 177ZM222 175L225 176L224 172H223ZM252 175H253V174H252ZM252 175H251V176H252ZM208 177H209V176H208ZM225 177H226V176H225ZM260 177H261V176H260ZM205 178H207V177L205 176ZM201 179H202V178H201ZM228 179H229V178H228ZM228 179H227V181H228ZM251 179H252V177H251ZM208 180H210V179H208ZM214 180H215V179H214ZM214 180H212V181H214ZM220 180H221V179H220ZM220 180H219V182H221V184H222V181H223V180H221V181H220ZM244 180H245V179H244ZM262 180H264V179H262ZM203 181H205V179H204ZM224 181H225V180H224ZM229 181H230V180H229ZM205 182H207V181H205ZM209 182H210V181H209ZM260 182H261V181H260ZM260 182H259L258 186L260 185ZM203 183H204V182H203ZM227 183H229V182H227ZM207 184H209V183H206V186H207ZM210 184H211V182H210ZM6 185H7V184H6ZM214 185H215V183H214ZM226 185H227V184H226ZM226 185H225V186H226ZM249 185H250V184H249ZM252 185H253V184H252ZM263 185H264V184H263ZM263 185H262V186H263ZM208 186H209V185H208ZM258 186H256V187H257V190L259 189ZM219 187H220V186H219ZM219 187H218V188H219ZM260 187H261V186H260ZM209 188H210V187H209ZM234 188H235V187H234ZM242 188H243V187H242ZM248 188H249V187H248ZM263 188H264V187H263ZM212 189H213V188H212ZM228 189H229V188H228ZM250 189H251V188H250ZM254 189L256 190V188H254ZM178 190H179V189H178ZM230 190H231V189H230ZM251 190H252V189H251ZM251 190L248 189V192H250ZM262 190H264V189H262ZM231 191H232V190H231ZM260 191H261V190H260ZM193 192H194V191H193ZM245 192H246V191H245ZM248 192H247V193H248ZM252 192H254V190H253ZM257 192H258V191H257ZM194 193H195V192H194ZM194 193H192V194H194ZM208 193H209V192H208ZM212 193H213V192H212ZM242 193H243V192H242ZM261 193H262V192H261ZM239 194H240V192H239ZM239 194H238V195H239ZM262 194H263V193H262ZM198 195H199V194H198ZM214 195H215V194H214ZM217 195H218V194H217ZM243 195H244V193H243ZM250 195H251V194H250ZM191 196H192V195H191ZM209 196H210V195H209ZM211 196H212V195H211ZM239 196H240V195H239ZM239 196H238V199H239ZM217 197H218V196H217ZM217 197H216V198H217ZM209 198H210V197H209ZM212 198H213V196H212ZM226 198H227V197H226ZM259 198H260V197H259ZM259 198H258V199H259ZM213 199H214V198H213ZM235 199H236V198H235ZM241 199H242V198H241ZM214 200H215V199H214ZM214 200H212V201H214ZM226 200H227V199H226ZM259 200H260V199H259ZM262 200H263V199H262ZM262 200H261V201H262ZM204 201H206V200H204ZM215 201H216V200H215ZM217 201H218V200H217ZM221 201H222V200H221ZM237 201L240 202V200H237ZM237 201L234 200V202H237ZM197 202H198V201H197ZM207 202H208V199H207ZM207 202H205V204H207ZM210 202H211V201H210ZM239 202H238V205H239ZM241 202H242V201H241ZM253 202H255V201H253ZM247 203H248V202H247ZM255 203H257V202H255ZM255 203H254V205H256ZM261 203H263V202H261ZM195 204H196V203H195ZM199 204H200V203H199ZM205 204H202V205H205ZM208 204H209V203H208ZM208 204H207V205H208ZM235 204H236V203H235ZM235 204H234V205H235ZM242 204H243V205H242ZM252 204H253V203H252ZM231 205H232V204H231ZM241 205H242V206H245L244 202L241 203ZM254 205H253V207H254ZM257 205H258V204H257ZM197 206H198V205H197ZM199 206H201V205H199ZM226 206H227V205H226ZM228 206H229V205H228ZM242 206H241V208H242ZM261 206H262V205H261ZM231 207H232V206H231ZM238 207H240V205H239ZM249 207H250V206H249ZM263 207H264V206H263ZM199 208H200V207H199ZM234 208H235V207L233 206V209H234ZM250 208H251V207H250ZM256 208H258V206H257ZM207 209H208V208H207ZM207 209H206V213L208 212ZM236 209H237V207H236ZM239 209H240V208H239ZM239 209H238V210H239ZM243 209H244V208H243ZM243 209H242V210H243ZM248 209H249V208H248ZM253 209H255V208H253ZM262 209H263V208H262ZM199 210H200V209H199ZM203 210H204V209H202V211H203ZM231 210H232V208H231ZM260 210H261V209H259V211H260ZM204 211H205V210H204ZM226 211H227V210H226ZM229 211H230V210H228V213H231V212H229ZM234 211H235V209H234ZM234 211L232 210V212H234ZM239 211H240V210H239ZM259 211H257V212H259ZM192 212H194V211H192ZM192 212H191V213H192ZM241 212H242V211H241ZM246 212H247V211H246ZM260 212H261V211H260ZM196 213H197V212H196ZM204 213H205V212H204ZM204 213H203V214H204ZM217 213H218V212H217ZM224 213L226 214V212H224ZM224 213H223V214H224ZM236 213H237V212H236ZM238 213H240V212H238ZM248 213H249V212H248ZM172 214H173V213H172ZM189 214H190V213H189ZM223 214H222V215H223ZM193 215H194V214H192V216H193ZM226 215H227V214H226ZM233 215H234V214H233ZM233 215H232V213L229 214V219H230V218H233V219H234L235 216L232 217ZM237 215H239V214H237ZM242 215H243V214H242ZM248 215H249V214H248ZM261 215H262V213H261ZM261 215L258 213V216H261ZM263 215H264V213H263ZM263 215H262V218H264ZM188 216H189V215H188ZM199 216H201V215H199ZM204 216H205V214H204ZM214 216H215V215H214ZM220 216H221V214H220ZM220 216H218L217 218L220 219V218H221ZM223 216H224V215H223ZM230 216H231V217H230ZM249 216H250V215H249ZM249 216H248V217H249ZM255 216H256V215H255ZM189 217H190V216H189ZM197 217H198V216H197ZM202 217H203V216H202ZM224 217H227V216H224ZM236 217H238V216H236ZM251 217H252V215H251ZM253 217H254V216H253ZM191 218H192V217H191ZM200 218H201V217H200ZM205 218H206V216H205ZM217 218H216V219H217ZM227 218H228V217H227ZM238 218H239V217H238ZM189 219H190V218H189ZM189 219H188V220H189ZM201 219H202V218H201ZM216 219H215V220H216ZM219 219H217L216 222H217ZM222 219H223V217H222ZM233 219H232V220H233ZM240 219H241V220L244 219V220H248V221H249V219L246 218V217H244V218L242 217V218H240ZM253 219H254V218H253ZM255 219H256V218H255ZM259 219H260V218H259ZM188 220H187V221H188ZM198 220H199V219H198ZM235 220H236V219H235ZM250 220H251V219H250ZM256 220H257V219H256ZM182 221H183V220H182ZM194 221H195V220H194ZM201 221H203V219H202ZM201 221H200V222H201ZM248 221H247V222H248ZM260 221H261V224H262L263 220H260ZM188 222H189V221H188ZM188 222H187V223H188ZM220 222H221V221H220ZM220 222H219V223H220ZM251 222H253V221H251ZM180 223H181V222H180ZM191 223H192V222H191ZM201 223H202V222H201ZM203 223H204V222H203ZM214 223H215V222H214ZM214 223H213V224H214ZM174 224H175V223H174ZM185 224H186V223H185ZM193 224H194V222H193ZM222 224H223V223H222ZM225 224H226V223H225ZM258 224H259V222L257 223V225H256L255 228L258 227V229H259ZM263 224H264V222H263ZM263 224H262V225H263ZM187 225H188V224H187ZM198 225H199V224H198ZM247 225H248V223H247V224H246V223H245V224L243 223V225L240 224V225H239V231L236 229L238 233H237L235 236H233V237H234V247H235L236 252H238L239 255H241L242 251H243V254H245V253H244V249L249 248L248 245H247V247H246V245L244 246V247H246V248L243 247V245L245 244V242H244V236H248L249 232L253 233L252 230H254V229L251 228L250 226H249V227H250L252 230H251V229H247V228H246L245 230H243L245 226L247 227ZM254 225H255V224H254ZM259 225H260V224H259ZM262 225H261V226H262ZM189 226H190V225H188V227H189ZM194 226H195V225H194ZM261 226H260V227H261ZM170 227H171V226H170ZM176 227H177V226H176ZM180 227H181V226H180ZM184 227H185V226H184ZM237 227H238V226H237ZM253 227H254V226H253ZM262 227H263V226H262ZM181 228H183V227H181ZM196 228H197V227H196ZM200 228H201V227H200ZM191 230H192V228H191ZM196 230H197V229H196ZM199 230H200V229H199V226H198V231H199ZM203 230H204V229H203ZM210 230H211V229H210ZM177 231H178V230H177ZM201 231H202V230H201ZM206 231H207V230H206ZM254 231H255V230H254ZM260 231L263 232L264 230L262 229V230H260ZM196 232H197V231H196ZM196 232H195V233H196ZM204 232H205V231H204ZM214 232H215V231H214ZM229 232H230V231H229ZM232 232H233V231H232ZM256 232H257V229H256ZM180 233H181V232H180ZM208 233H209V231L207 232V235H206L205 237H208ZM244 233H245V234H244ZM263 233H264V232H263ZM187 234L190 235V233H187ZM205 234H206V233H205ZM229 234H230L231 236L233 235V234H231V232H230ZM198 235H199V234H198ZM251 235H253V234H251ZM251 235H249V236H251ZM258 235H259V234H257V236H258ZM262 235H264V234L261 233L260 236H262ZM173 236H174V235H173ZM191 236H192V235H191ZM196 236H197V233H196ZM179 237H180V236H179ZM253 237H254V236H253ZM255 237H256V236H255ZM200 238H201V236H200ZM229 238H231V237H229ZM257 238H258V237H257ZM257 238H256V239H257ZM170 239H171V238H170ZM196 239H197V238H196ZM232 239H233V238H232ZM202 240H204V239H202ZM217 240H218V239H217ZM229 240H230V239H229ZM247 240H248V239H247ZM247 240H246V241H247ZM254 240H255V239H254ZM254 240H252V242H253ZM259 240H260V239H259ZM259 240L257 239V241H259ZM262 240H263V239H261L260 242H261ZM204 241H205V240H204ZM221 241H222V240H221ZM231 241H232V240H230V242H231ZM249 241L251 242V240H248V243H250ZM257 241H255V242H257ZM69 242H70V241H69ZM201 242H202V241H201ZM260 242H258V243H260ZM231 243H232V242H231ZM231 243H229V245H230ZM246 244H247V243H246ZM260 244H261V243H260ZM262 244H263V243H262ZM190 245H191V244H190ZM201 245H203V244L201 243ZM222 245H223V244H222ZM224 245H225V244H224ZM224 245H223V246H224ZM231 245H232V244H231ZM231 245H230L229 247H228V246H227V247L230 248V249H231V248H234V247H232ZM249 245H250V244H249ZM253 245H254V246H257V247L259 246V244H257V245L252 244L251 246H253ZM207 246H208V245H207ZM217 246H218V245H217ZM212 247H213V246H212ZM218 247H219V246H218ZM214 248H215V247H214ZM219 248H220V247H219ZM219 248H218V249H219ZM228 248L225 247V248H224L225 251H227ZM243 248H244V249H243ZM253 248H254V247H253ZM258 248H259V247H258ZM261 248H264V246H263V247H260V250H261ZM220 249H221V248H220ZM249 249H250V248H249ZM254 249H256V248H254ZM250 250H251V249H250ZM250 250H249V251H248V250H247V251L245 250V251L247 252V255H246L247 257L250 255L249 252L251 253ZM204 251H209V250H204ZM215 251H216V250H215ZM223 251H224V250H223ZM223 251H222V252H223ZM252 251H253V250H252ZM198 252H199V251H198ZM228 252H230V251H228ZM228 252H227V253L224 252V254L227 256V255H229ZM236 252H235V253H236ZM253 252H254V251H253ZM215 253H216V252H215ZM261 253H262V252H261ZM170 254H171V253H170ZM187 254H188V253H187ZM197 254H198V253H197ZM218 254L220 255L219 251H218ZM222 254H223V253H222ZM222 254L220 255V257L222 256V258H223V255H222ZM230 254H231V253H230ZM255 254H256V253H255ZM255 254H253V255H255ZM262 254H263V253H262ZM262 254H259V256H261ZM225 255H224V257H226ZM199 256H200V255H199ZM202 256H203V255H202ZM250 256H252V255H250ZM250 256H249V257H250ZM257 256H258V255H257ZM164 257H165V256H164ZM203 257H204V256H203ZM214 257H215V256H214ZM214 257H213L212 259H214ZM220 257H219V258H220ZM229 257H230V255H229ZM242 257H243V256H242ZM247 257H246V259H247ZM249 257H248V259H249ZM227 258H228V257H227ZM236 258H237V257H236ZM240 258H241V257H240ZM250 258H251V257H250ZM252 258H253V257H252ZM209 259H210V258H209ZM212 259H211V261H212ZM223 259H224V258H223ZM223 259H222V260H223ZM256 259H257V258H256ZM227 260H228V259H227ZM243 260H244V259H243ZM254 260H255V259H254ZM260 260H262V259H260ZM209 261H210V260H208V262H209ZM216 261H217V259H216ZM224 261H225V259H224ZM224 261H223V262H224ZM232 261H234V260H232ZM236 261H238V260H236ZM236 261H235V262H236ZM195 262H196V261H195ZM203 262H204V261H203ZM241 262H242V261H241ZM254 262H255V261H254ZM263 262H264V261H263ZM213 263H214V262H213ZM219 263H220V262H219ZM224 263H225V262H224ZM224 263H223V264H224ZM229 263L231 264L232 262L230 261ZM243 263H246V262H243ZM252 263H253V262H252ZM259 263H262V262H259ZM0 264H6V263H4V262L2 261L1 257H0ZM214 264H215V263H214ZM227 264H228V263H227ZM247 264H248V262H247Z\"/></svg>","mask_w":264,"mask_h":264}]
</instances>
